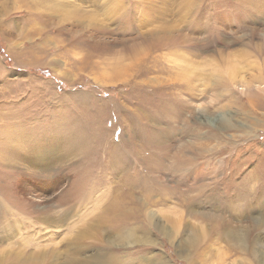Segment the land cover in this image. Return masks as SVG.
I'll list each match as a JSON object with an SVG mask.
<instances>
[{
	"label": "rangeland",
	"instance_id": "1",
	"mask_svg": "<svg viewBox=\"0 0 264 264\" xmlns=\"http://www.w3.org/2000/svg\"><path fill=\"white\" fill-rule=\"evenodd\" d=\"M251 210L263 236L264 0H0V264H264L222 235Z\"/></svg>",
	"mask_w": 264,
	"mask_h": 264
},
{
	"label": "bare ground",
	"instance_id": "2",
	"mask_svg": "<svg viewBox=\"0 0 264 264\" xmlns=\"http://www.w3.org/2000/svg\"><path fill=\"white\" fill-rule=\"evenodd\" d=\"M69 145V149L68 150H74L75 148H72L74 144H68ZM18 146V147H16ZM15 147L13 146L14 149H19L18 151H15L14 154H16L14 157L10 158V159H7V160H10V162H15V163H19L21 164L25 169L28 168V170H32V171H44L45 170V164H48L50 163V161H48L47 159H43V155L40 153V152H35V151H30L28 152L29 150L26 151V149L23 148L22 145H16ZM77 148L79 146H76ZM79 149V148H78ZM67 151V149H66ZM115 159L114 161H112L113 163L115 164H123L124 162L122 160H117ZM188 160H184V162L186 163ZM185 163H182L180 162V165L181 167H183V165ZM179 166V165H178ZM180 167V166H179ZM91 168V167H90ZM89 168V169H90ZM84 169V168H83ZM82 172V170H81ZM85 174H88V172H86ZM87 176V175H85ZM85 183H88L87 181ZM83 184V183H82ZM129 185V184H127ZM249 187V186H248ZM83 188H84V185H83ZM140 190L139 187H136ZM130 189H131V185H129V187L127 188V191L130 192ZM90 189L86 190V192L88 193ZM144 190V189H143ZM244 192V195L242 193V196L245 197V195L247 194L245 191ZM126 193V192H125ZM127 194V193H126ZM124 194V195H126ZM89 195V194H88ZM87 195V196H88ZM122 195V193L120 194ZM128 195V194H127ZM248 196V195H247ZM242 197V198H243ZM126 198V196H125ZM206 200V199H205ZM241 200V199H240ZM180 201L185 204V205H188L189 207H187L188 209H190L191 211H193L194 213L196 212V205H194L193 201L191 198H184L182 196H180ZM217 201V200H216ZM228 201V199H227ZM114 203L116 204H120L122 206H128L129 202L130 201H126L125 200H121V201H113ZM203 203V202H202ZM238 203V202H237ZM212 204V202H211ZM214 204V203H213ZM229 204V203H228ZM251 205V204H250ZM214 206V205H213ZM249 206V205H248ZM258 206V205H257ZM229 207V206H228ZM232 207V206H231ZM251 207V206H250ZM225 208V207H224ZM230 208V207H229ZM249 208V207H248ZM186 209V211L188 210ZM223 209V208H221ZM255 209V208H253ZM207 213V212H206ZM247 213V214H246ZM244 215L245 217L247 218H251L249 221V223L246 224L245 227L243 228H236V227H233L234 225L232 224L231 221L227 220V222H223V223H220V225L224 226L222 231L224 232L222 235H224V238L227 240V243H229L230 245H232V247L237 251H242V252H245L247 253L248 255H251L252 258L256 257L257 254H258V240H262L264 242V235L261 236V233L259 235L258 233V227L260 226L261 227V224L263 223V221H261L260 219H256L255 216L256 215V210H251L250 212L248 211H245L244 212ZM211 215L210 217L212 218V221L213 220H216L217 217L214 215V214H209ZM135 214L133 213H128L126 216L125 215H122V216H116L114 219L118 222V223H128L127 225L131 224V220L134 218ZM243 217V215H241ZM261 217V216H260ZM111 222V221H110ZM115 222V221H114ZM183 222L182 220L179 221V224L181 225ZM185 222V221H184ZM183 222L182 226H185V223ZM117 223V224H118ZM109 225V224H108ZM116 225V224H114ZM112 227V226H111ZM120 227L122 228V230L126 227L121 225V226H115V228L120 231ZM213 227V226H212ZM127 228V227H126ZM125 228V229H126ZM106 232L105 234L109 233L111 231V235L110 236H113V238L117 239V240H121V239H126L123 243V246H128V243H127V240H130L129 238L132 236V237H135L134 235V232H133V229L132 228H127L125 233H127V236H120V235H115V234H120L121 232H114L111 228V230L109 228H106ZM124 229V230H125ZM113 232V233H112ZM124 232V231H123ZM122 232V234L124 235V233ZM176 232V231H175ZM174 232V233H175ZM263 232V231H262ZM84 233V232H83ZM89 233V232H88ZM165 234H167L169 237L170 235L173 234L172 231H165ZM131 235V236H130ZM130 236V237H129ZM176 236V235H175ZM174 236V237H175ZM204 237L206 239V243H205V240H204ZM204 237L201 238V243L203 242V244H207L210 242L207 241V238H206V235L204 234ZM200 236H196L194 235L193 237H179V240L177 241L179 243V251H182L184 252L181 256H185L186 254H188L187 252L190 251V247H192L194 245V247L196 246V242L198 243L200 241ZM132 239H135V238H132ZM204 240V241H203ZM210 245V244H208ZM86 248L84 247V245H76L74 248H73V251L72 253L75 255L74 257H69L68 261L65 263V264H94V260H92L93 258H86L85 254H87ZM192 249V248H191ZM89 250V249H88ZM190 256V255H189ZM88 257V256H87ZM0 258H2V253H1V249H0ZM113 258V257H112ZM157 260L156 261H151L150 264H170L169 260L165 257H160V258H156ZM99 262V260H96ZM112 261L114 260H109L107 259V262L104 263V264H114ZM146 261V260H145ZM1 262V261H0ZM56 262V261H55ZM54 262V263H55ZM53 264V263H52ZM99 264V263H97ZM103 264V262H102ZM149 264V263H148Z\"/></svg>",
	"mask_w": 264,
	"mask_h": 264
}]
</instances>
